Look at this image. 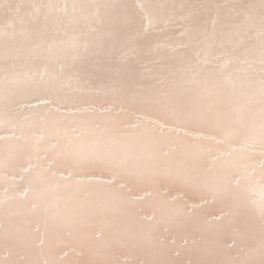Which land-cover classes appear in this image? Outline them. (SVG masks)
Returning <instances> with one entry per match:
<instances>
[{
    "label": "snow or ice",
    "instance_id": "obj_1",
    "mask_svg": "<svg viewBox=\"0 0 264 264\" xmlns=\"http://www.w3.org/2000/svg\"><path fill=\"white\" fill-rule=\"evenodd\" d=\"M0 186V264H264V0H0Z\"/></svg>",
    "mask_w": 264,
    "mask_h": 264
},
{
    "label": "bare ground",
    "instance_id": "obj_2",
    "mask_svg": "<svg viewBox=\"0 0 264 264\" xmlns=\"http://www.w3.org/2000/svg\"><path fill=\"white\" fill-rule=\"evenodd\" d=\"M25 2H29V0H25ZM44 2H48V0H44ZM53 2H55V0H53ZM61 2H63V0H61ZM122 2H131V0H122ZM154 2L164 3V2H172V0H154ZM175 2L179 3V2H181V0H175ZM2 191H3V188H2V186H0V192H2Z\"/></svg>",
    "mask_w": 264,
    "mask_h": 264
}]
</instances>
